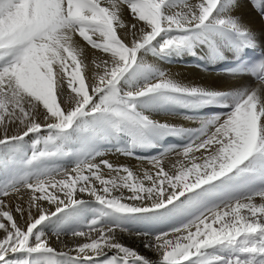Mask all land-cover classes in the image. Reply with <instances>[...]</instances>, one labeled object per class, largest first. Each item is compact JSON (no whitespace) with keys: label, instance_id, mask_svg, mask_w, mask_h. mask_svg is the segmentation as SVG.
I'll use <instances>...</instances> for the list:
<instances>
[{"label":"snow or ice","instance_id":"obj_1","mask_svg":"<svg viewBox=\"0 0 264 264\" xmlns=\"http://www.w3.org/2000/svg\"><path fill=\"white\" fill-rule=\"evenodd\" d=\"M252 4L264 16V0ZM240 6L0 0V264H264V57L245 60L258 37L233 14ZM80 39L100 55L88 57ZM197 51L235 55L233 75L259 84L184 82L149 60ZM176 107L198 126L153 118ZM168 137L186 143L152 169L96 162L101 139L147 148ZM169 152L179 159L166 168ZM22 188L27 205L10 207L5 198ZM162 223L172 226L151 231ZM130 225L157 261L117 238ZM49 230L80 240L57 250Z\"/></svg>","mask_w":264,"mask_h":264},{"label":"bare ground","instance_id":"obj_2","mask_svg":"<svg viewBox=\"0 0 264 264\" xmlns=\"http://www.w3.org/2000/svg\"><path fill=\"white\" fill-rule=\"evenodd\" d=\"M240 7L233 13L238 15L241 20L247 24L257 35V44L255 48L264 49V16L253 7L252 0H239ZM123 18L126 21H131V15L125 10L123 13ZM79 39V38H77ZM81 45L85 48V54L88 57L95 55H100L97 50L91 49L90 46H87L82 39L79 41ZM150 62L157 63L161 68L169 71L176 78L183 80L184 82H192L195 84H200L203 86H212L218 89H229L234 85H244L255 87L259 82H255L248 74L242 73L239 75H233L230 69L235 68L237 64V57L231 53L227 55V58L222 61H210L204 51H197L196 54H184L180 56H175L165 60H158L153 57H149ZM228 68V71H216L219 68ZM231 67V68H230ZM192 112H189L186 109L179 107L174 108L171 112H156L153 113V118L158 119L161 122H171L177 125H183L185 127H197L198 124L193 121L185 119L186 116L192 115ZM17 129L15 126H10V133H14ZM27 139V138H26ZM103 139L100 140V143ZM105 142H111V139L104 140ZM114 141V140H113ZM114 141L111 147L101 148L102 155L97 157L96 162L99 163L100 160H108L114 165H124L133 169L134 171H142L143 169H152V164L150 160L153 157L158 156L166 148L170 146L179 147L181 144L186 143L185 138L179 137H168L160 144L155 147L141 148L136 147L132 148L129 141L124 139H118ZM30 142V141H29ZM109 142V143H110ZM99 143V144H100ZM117 146H121L118 148ZM99 149V145H97ZM131 150L134 154L127 155L126 151ZM99 151V150H98ZM198 155V154H197ZM179 159L175 152H169L164 158V163L166 168H170L173 163ZM106 171V170H105ZM119 193H114L118 195ZM126 196L129 194L126 190L124 193ZM31 190L21 189L19 194H12L9 197H6V202L10 207L15 208L16 204L23 203L25 206L30 199ZM22 197V200L19 198ZM83 198L91 199L86 194ZM259 202V200H257ZM95 205V203L93 204ZM18 223H23L19 215H16ZM172 225L166 223V228ZM164 227V226H163ZM148 230V229H142ZM151 231H158V229H151ZM136 230L121 232L117 230V238L123 242L126 246L136 249L140 254L145 255L146 257L157 261L159 256L157 253L153 252L149 248H145V242L150 239V237L138 236L135 234ZM3 233L0 231V236ZM50 243L52 246L56 247L57 250H60L65 247V245L71 247L77 242L80 238H73L70 235H61L59 239L52 234L51 230L48 232Z\"/></svg>","mask_w":264,"mask_h":264},{"label":"rangeland","instance_id":"obj_3","mask_svg":"<svg viewBox=\"0 0 264 264\" xmlns=\"http://www.w3.org/2000/svg\"><path fill=\"white\" fill-rule=\"evenodd\" d=\"M115 142H117L116 140H117V138H114V139H111V142L109 143V142H105L104 141V139H103V141L100 143V140L98 141V143H97V145H99V151H101V148H104V149H106L105 147H111L112 145H113V143H114V141ZM125 141H128L127 140V138H125ZM100 143V144H99ZM105 145V147H103ZM118 148H120L121 146H117ZM29 154H30V152H29ZM67 161V157L66 158H64V159H62V160H60V161H58V163H65ZM93 202V204L95 203V201L93 200L92 201ZM95 206V205H94ZM164 226V227H163ZM132 230H137V228L138 227H140V226H138V225H130L129 226ZM155 229H158V230H161V229H166V223H162V224H159V225H157L156 227H155Z\"/></svg>","mask_w":264,"mask_h":264}]
</instances>
